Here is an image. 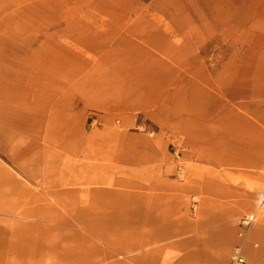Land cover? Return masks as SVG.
Instances as JSON below:
<instances>
[{
    "label": "crops",
    "instance_id": "1",
    "mask_svg": "<svg viewBox=\"0 0 264 264\" xmlns=\"http://www.w3.org/2000/svg\"><path fill=\"white\" fill-rule=\"evenodd\" d=\"M212 8L227 63L204 18L0 26V264H264V0Z\"/></svg>",
    "mask_w": 264,
    "mask_h": 264
},
{
    "label": "rangeland",
    "instance_id": "2",
    "mask_svg": "<svg viewBox=\"0 0 264 264\" xmlns=\"http://www.w3.org/2000/svg\"><path fill=\"white\" fill-rule=\"evenodd\" d=\"M225 1L226 3L236 2L237 0H0V26L3 32H16L18 28H24L26 20L32 19L33 29L39 28L40 22L53 23L58 20L72 21L73 18H96V19H135V18H172L183 21L186 18L206 19V23L200 27L208 33L212 42L209 43V50L218 49L217 40L222 39L220 35L224 34L222 45L224 50L220 51L226 56L211 57L207 59L209 64L217 62H226L229 60L227 54L232 47L229 45V35H231L232 26L221 22L233 12L238 13L241 21L248 14V10H228L212 8L214 5ZM243 2L245 0H239ZM213 3V4H212ZM264 15V11H257ZM230 17V16H229ZM184 23V22H182ZM226 23V22H225ZM206 25V26H205ZM101 27V26H98ZM184 27V26H183ZM242 42L248 40V35L243 34ZM12 29V30H10ZM221 37V38H220ZM243 50L244 48L241 47ZM246 57H241V61ZM260 184H258L253 193L256 194ZM255 199V195H254ZM264 211H259L256 220Z\"/></svg>",
    "mask_w": 264,
    "mask_h": 264
},
{
    "label": "built area",
    "instance_id": "3",
    "mask_svg": "<svg viewBox=\"0 0 264 264\" xmlns=\"http://www.w3.org/2000/svg\"><path fill=\"white\" fill-rule=\"evenodd\" d=\"M256 211L244 215L239 220V232L241 237H245L251 224L256 221V217L259 211H264V181L261 182L258 188L255 199H254ZM231 264H250L242 253L241 246H236L233 248L231 253Z\"/></svg>",
    "mask_w": 264,
    "mask_h": 264
}]
</instances>
